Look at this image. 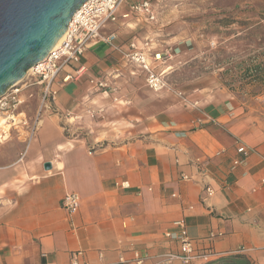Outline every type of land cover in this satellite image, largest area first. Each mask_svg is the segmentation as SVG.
Returning <instances> with one entry per match:
<instances>
[{
	"label": "crops",
	"instance_id": "obj_1",
	"mask_svg": "<svg viewBox=\"0 0 264 264\" xmlns=\"http://www.w3.org/2000/svg\"><path fill=\"white\" fill-rule=\"evenodd\" d=\"M141 1L127 0L102 35L115 34L125 50L149 43L164 57L168 88L150 91L144 73L105 42L82 57L80 78L59 75L55 107L30 145L13 134L0 146V264H184L165 257L180 251L166 236L179 233L177 221L209 254L192 264L236 253L264 264V94L209 74L182 85L175 77L197 58L198 42L156 40V21L122 18ZM24 94L33 121L25 108L36 94L39 111L40 88ZM63 119L79 120L84 136L67 134ZM67 194L80 197L75 215L61 207Z\"/></svg>",
	"mask_w": 264,
	"mask_h": 264
},
{
	"label": "built area",
	"instance_id": "obj_2",
	"mask_svg": "<svg viewBox=\"0 0 264 264\" xmlns=\"http://www.w3.org/2000/svg\"><path fill=\"white\" fill-rule=\"evenodd\" d=\"M126 3L127 0H89L82 5L72 18L61 43L53 49L43 63L32 68V71L20 83L9 89L0 99V146L10 141L14 133L24 135L27 145H30L39 131L42 113L46 110L52 111L55 107L58 97L56 81L59 75L66 69H71V72L64 77L63 83L84 75L87 70L81 65V59L90 47L98 42L110 45L114 51L120 52L130 64L142 71L146 85L153 93H161L168 88L163 64L164 57L162 54H152L149 43L139 45L138 42L131 41L125 50L116 43L115 34L102 35V31L108 24L118 22L120 11ZM131 15L156 21L152 0H143L132 5L130 11L122 18L127 19ZM178 53L180 54V52L174 54ZM91 84L100 89H108L104 81L91 80ZM33 87L40 88V109L33 121H29L21 108L26 102L24 92ZM238 152L247 154L244 147L239 148ZM239 163V161L235 162L236 165ZM122 186L129 185L123 183ZM208 195L212 196L213 191L208 190ZM80 205L81 200L77 194H67L61 201L62 209L70 215L77 214ZM175 225L180 229L179 233H168L166 236L179 244L180 251L165 255L167 262L181 261L184 264H192L207 260L209 254L198 253L196 244L188 235L185 222L177 221ZM76 259V257L73 258L72 264H79ZM137 264H143V261L138 259Z\"/></svg>",
	"mask_w": 264,
	"mask_h": 264
},
{
	"label": "rangeland",
	"instance_id": "obj_3",
	"mask_svg": "<svg viewBox=\"0 0 264 264\" xmlns=\"http://www.w3.org/2000/svg\"><path fill=\"white\" fill-rule=\"evenodd\" d=\"M152 2L156 12V40L162 37L170 40L173 36H180L183 39L195 38L198 42L194 51L197 58L190 64V68L189 65L184 67V71H180L181 76H176L175 79L179 77L184 85L189 80L187 78L209 74L218 77L231 90H240L248 96H255L254 88L249 85L242 87V82L238 78L234 77L236 81L232 83L231 73H227V70L233 60H230V57L240 62L246 58H254L264 50V0H153ZM228 16H234V24L231 26H227ZM249 23L251 29L247 31ZM251 31L252 37L247 39L246 32ZM194 48L191 44L190 50ZM178 51L174 50V53ZM37 100L35 94L31 103L25 108L28 115L38 114ZM65 121L63 119L62 127L66 129L67 134L72 132L75 137L84 136L79 120Z\"/></svg>",
	"mask_w": 264,
	"mask_h": 264
},
{
	"label": "water",
	"instance_id": "obj_4",
	"mask_svg": "<svg viewBox=\"0 0 264 264\" xmlns=\"http://www.w3.org/2000/svg\"><path fill=\"white\" fill-rule=\"evenodd\" d=\"M88 1L0 0V99L46 60Z\"/></svg>",
	"mask_w": 264,
	"mask_h": 264
},
{
	"label": "trees",
	"instance_id": "obj_5",
	"mask_svg": "<svg viewBox=\"0 0 264 264\" xmlns=\"http://www.w3.org/2000/svg\"><path fill=\"white\" fill-rule=\"evenodd\" d=\"M229 23L227 26L234 24V16H228ZM251 29L250 23L248 24L249 31ZM253 31V30H252ZM246 32V38L250 39L253 32ZM233 59V60H231ZM234 57H230L231 66L228 68L227 73L230 72L232 83L238 78L242 82V87L249 85L254 88V94H264V50L258 56L250 59H244L240 62L234 61ZM260 60V61H259ZM205 264H252L250 260L241 253L220 257L216 260L209 261Z\"/></svg>",
	"mask_w": 264,
	"mask_h": 264
},
{
	"label": "bare ground",
	"instance_id": "obj_6",
	"mask_svg": "<svg viewBox=\"0 0 264 264\" xmlns=\"http://www.w3.org/2000/svg\"><path fill=\"white\" fill-rule=\"evenodd\" d=\"M63 40V38L61 39V41ZM61 41H60V43H61ZM32 71V69H30L28 72H27V74H26V76L28 75V73L29 72H31Z\"/></svg>",
	"mask_w": 264,
	"mask_h": 264
}]
</instances>
